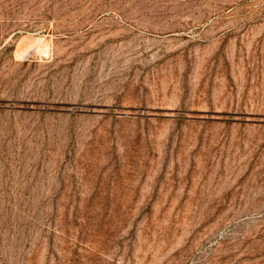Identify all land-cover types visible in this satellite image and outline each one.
Wrapping results in <instances>:
<instances>
[{
  "label": "rangeland",
  "instance_id": "obj_1",
  "mask_svg": "<svg viewBox=\"0 0 264 264\" xmlns=\"http://www.w3.org/2000/svg\"><path fill=\"white\" fill-rule=\"evenodd\" d=\"M0 264H264V0H0Z\"/></svg>",
  "mask_w": 264,
  "mask_h": 264
},
{
  "label": "bare ground",
  "instance_id": "obj_2",
  "mask_svg": "<svg viewBox=\"0 0 264 264\" xmlns=\"http://www.w3.org/2000/svg\"><path fill=\"white\" fill-rule=\"evenodd\" d=\"M41 41V40H40ZM38 42V41H37ZM42 42V41H41Z\"/></svg>",
  "mask_w": 264,
  "mask_h": 264
}]
</instances>
